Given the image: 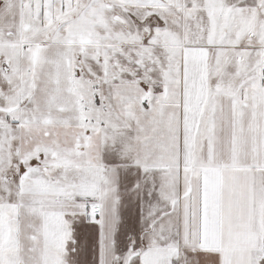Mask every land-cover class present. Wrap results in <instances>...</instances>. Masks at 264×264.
<instances>
[{"label": "snow or ice", "instance_id": "snow-or-ice-1", "mask_svg": "<svg viewBox=\"0 0 264 264\" xmlns=\"http://www.w3.org/2000/svg\"><path fill=\"white\" fill-rule=\"evenodd\" d=\"M0 264H264V0H0Z\"/></svg>", "mask_w": 264, "mask_h": 264}]
</instances>
